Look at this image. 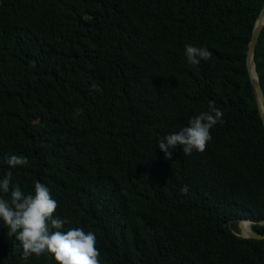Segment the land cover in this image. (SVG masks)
Returning a JSON list of instances; mask_svg holds the SVG:
<instances>
[{"label": "trees", "instance_id": "1", "mask_svg": "<svg viewBox=\"0 0 264 264\" xmlns=\"http://www.w3.org/2000/svg\"><path fill=\"white\" fill-rule=\"evenodd\" d=\"M263 7L0 0V180L12 171L25 194L45 184L65 231L95 233L100 264H264V240L238 236L241 220L264 234V125L246 66ZM186 44L211 59L190 64ZM254 64L264 91V28ZM209 102L225 123L205 151L166 160L159 139ZM12 155L29 165L9 168ZM19 243L0 220V264H57L24 261Z\"/></svg>", "mask_w": 264, "mask_h": 264}, {"label": "clouds", "instance_id": "2", "mask_svg": "<svg viewBox=\"0 0 264 264\" xmlns=\"http://www.w3.org/2000/svg\"><path fill=\"white\" fill-rule=\"evenodd\" d=\"M185 56L190 64L198 65L201 60L208 61L212 52L206 47L185 45ZM93 89L101 91L95 84ZM83 113L82 108L74 110L75 118ZM223 112L209 102L207 111L191 117L188 126L178 132L168 134L158 141V148L166 160H172L173 151L182 146L185 155L198 151L203 153L212 140L210 130L217 124H223ZM9 168L25 167L29 160L23 155H12L6 158ZM13 172L7 171L0 180V191L10 194L8 198L0 196V220L8 229V236L19 241L16 250L22 247V259L27 261L33 254L37 257L49 253L57 264H100V251L96 247L95 233L86 232L83 228L64 227L71 221L54 216L58 207L52 199L50 189L40 182H35L34 192L25 194L19 184H12ZM187 195L189 187L180 189Z\"/></svg>", "mask_w": 264, "mask_h": 264}, {"label": "water", "instance_id": "3", "mask_svg": "<svg viewBox=\"0 0 264 264\" xmlns=\"http://www.w3.org/2000/svg\"><path fill=\"white\" fill-rule=\"evenodd\" d=\"M263 28H264V7L260 11L258 19L256 21V24H255V27L252 33V37L249 43L247 59H246V66H247V70L249 73L250 81L256 93V100H257L259 114L262 120V124L264 125V91L261 86L258 73L256 71V66L254 64V52L257 47V44H258L260 35L263 31ZM244 223L248 224L247 229H244ZM255 223L256 222L252 220H241L238 226L240 230V234H238V236L244 239L264 240V234H259L252 230L251 225ZM257 224L263 226L264 221L258 222Z\"/></svg>", "mask_w": 264, "mask_h": 264}, {"label": "bare ground", "instance_id": "4", "mask_svg": "<svg viewBox=\"0 0 264 264\" xmlns=\"http://www.w3.org/2000/svg\"><path fill=\"white\" fill-rule=\"evenodd\" d=\"M247 228H248V224L244 223V229H247Z\"/></svg>", "mask_w": 264, "mask_h": 264}]
</instances>
